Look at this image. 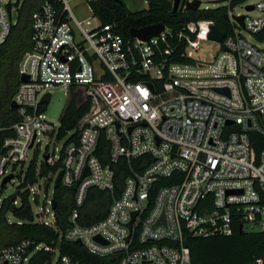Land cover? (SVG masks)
Wrapping results in <instances>:
<instances>
[{"label": "built area", "instance_id": "built-area-1", "mask_svg": "<svg viewBox=\"0 0 264 264\" xmlns=\"http://www.w3.org/2000/svg\"><path fill=\"white\" fill-rule=\"evenodd\" d=\"M83 1L91 10L85 20L67 0H44L33 14L32 48L20 64V76L29 79L13 99L20 120L0 156L1 183L19 174L40 136L58 134L44 113V96L84 89L93 111L77 141L69 142L70 132L64 136L58 161L47 152V166L58 167L54 177L29 187L36 202L53 189L51 210L45 203L34 221L54 229L57 239L1 247L0 264H32L39 252L50 254L42 264H191L190 238L236 230L264 235V0H180L178 12L225 13V27L200 18L165 25L147 42L125 39L115 23L94 14L97 0ZM195 2L199 8L187 11ZM242 5L260 16L237 13ZM21 7L0 0V45ZM213 26L224 34L221 41L210 38ZM209 41L219 50L202 61ZM58 190L69 209L62 222ZM99 214L104 218L87 224ZM64 243L86 254H64Z\"/></svg>", "mask_w": 264, "mask_h": 264}, {"label": "trees", "instance_id": "trees-1", "mask_svg": "<svg viewBox=\"0 0 264 264\" xmlns=\"http://www.w3.org/2000/svg\"><path fill=\"white\" fill-rule=\"evenodd\" d=\"M44 0H24L19 11L16 24L7 41L0 45V156L3 154V142L14 134L13 126L20 118L15 109H12L14 96L21 84L20 64L27 52L32 48V16L40 8ZM54 1V0H50ZM148 4L146 10L131 12L125 0H97L92 3L94 14L103 23H115L118 33L125 39H130L132 28H144L155 24L179 28L182 25L200 18L214 19L216 25L223 30L227 21L225 13L214 11L212 13L200 12H173V0H145ZM46 110V108L44 109ZM93 108L85 94L84 89L74 88L70 103L61 120V126L57 139L62 140L70 132V141H77L79 131L85 124ZM262 146H257L260 153ZM135 164V162H134ZM126 172L128 164L122 162ZM127 165V166H126ZM44 172L49 168L45 163L42 166ZM54 169V168H53ZM58 169L55 168L56 171ZM43 172V174H44ZM22 170L16 178L22 181L21 187L25 189L19 192L20 202L15 195L5 200L0 208V248L14 245L22 239H33L38 243L51 244L56 241L57 234L54 229L37 224L34 221L35 214L30 202L29 187L34 185L39 178L34 164L27 170L24 178ZM6 188V187H5ZM3 188V189H5ZM2 188L0 186V192ZM104 195L97 192L98 198ZM63 193L58 190L55 198L58 202V220L65 221L69 214L67 206L63 205ZM15 202H18L15 205ZM94 208L88 209L91 213ZM86 210V211H88ZM8 214L18 218L19 222L11 223ZM105 214L94 217L88 216L87 224L104 218ZM64 254H86L81 246L63 244ZM188 246L191 250V264H258L264 260V235L262 233L236 232L231 236H214L210 238H190ZM50 257V254L39 252L32 258V264H42Z\"/></svg>", "mask_w": 264, "mask_h": 264}, {"label": "rangeland", "instance_id": "rangeland-1", "mask_svg": "<svg viewBox=\"0 0 264 264\" xmlns=\"http://www.w3.org/2000/svg\"><path fill=\"white\" fill-rule=\"evenodd\" d=\"M23 4L24 0H15ZM69 7L72 11V13L75 15V17L79 20H85L89 17H91V10L89 9L88 5L83 0H67ZM258 0H250L249 3H256ZM125 3L128 7V9L131 12H138L142 10H146L148 8V4L145 0H125ZM237 13L251 16V17H258L260 16L259 12H252L248 13L245 10V5H242L238 8ZM247 36V35H246ZM219 50L218 44L215 42L209 41L202 45L201 52L199 53L200 59L202 61L206 60H212L216 52ZM52 99L51 102L47 105L45 110L46 118L49 122L53 123L58 128L61 126V120L65 114V111L70 103L71 95L70 93L66 92L65 90L61 88H56L51 90ZM71 134V133H70ZM39 140H41V143L39 146L34 147L31 149L28 153V160L26 163L20 164L16 172L21 173V171H24L23 178L29 169V167L34 164L37 170V176L40 177V175L43 174L44 170L42 168L44 160V155L48 153L55 152L56 160H59L60 157V151L63 148L65 142L67 139H62L58 141L57 135L54 137L50 135H43L39 137ZM56 171L54 169H49L48 172H44L43 178H53ZM22 181L19 178H16L12 181V183L7 184L5 189H2L0 192V208L3 204V202L13 196L18 197V201L20 202V196L19 192L24 191L21 187ZM1 186V183H0ZM36 187V183L34 184V188ZM36 191V190H35ZM54 197L53 189L50 190L49 194L46 195L44 192L39 193V202L35 201V194L32 193L30 196V202L32 205V209L34 214H43L45 213V203H47V209L51 210V206L48 204L49 200H52ZM52 217L51 214L49 216ZM8 220L11 223L19 222L20 220L18 218H15L13 215L8 214ZM45 220H48V218L45 217ZM58 258V254L56 256Z\"/></svg>", "mask_w": 264, "mask_h": 264}, {"label": "water", "instance_id": "water-1", "mask_svg": "<svg viewBox=\"0 0 264 264\" xmlns=\"http://www.w3.org/2000/svg\"><path fill=\"white\" fill-rule=\"evenodd\" d=\"M179 4H180V0H174V3H173V12L174 13L178 12ZM199 6H200L199 2H195L193 4H188L187 11H196L199 8ZM8 10H9V7H8ZM13 19L15 21H17L18 20V15L14 14L13 15ZM164 29H165V25L162 24V23L151 25V26H147V27L140 28V29L132 28L130 30V36L133 37V38H138V39H140V40H142L144 42H147L150 39L158 36L161 32L164 31ZM210 38L214 39V40L221 41L224 38V34L218 30L217 26H213L212 27V32L210 34ZM28 79H29V77L26 76V75H22L21 76V81L22 82H26V81H28ZM51 99H52V95H51V93H48L46 96H44V98L42 99V102L45 103L46 105H48L51 102ZM15 108H16V104H15V102H13L12 103V109H15ZM35 138H34V140H35ZM32 147H33V144L31 145V148ZM49 159H50V155L46 153L44 155V157H43L44 163L46 165H48ZM62 175H63V172L62 171L59 172V174H58V176H57V178L55 180V186L56 187L59 186V183H60V180L62 178ZM14 179H16V176L13 175V174H10V175L6 176L1 182V188L2 189L5 188L7 186V184L12 183V181ZM46 189H47V181L45 182V191H46ZM52 204H53L52 207L55 210L56 206H57L56 200H53ZM240 232H242V231H240ZM80 243L81 242L78 241V244H80Z\"/></svg>", "mask_w": 264, "mask_h": 264}]
</instances>
